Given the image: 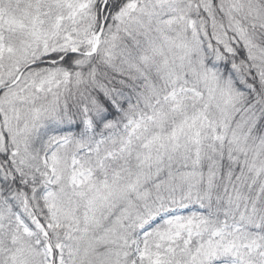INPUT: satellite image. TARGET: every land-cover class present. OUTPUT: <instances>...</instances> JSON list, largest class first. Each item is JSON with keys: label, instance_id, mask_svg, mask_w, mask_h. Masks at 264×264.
I'll list each match as a JSON object with an SVG mask.
<instances>
[{"label": "snow or ice", "instance_id": "snow-or-ice-1", "mask_svg": "<svg viewBox=\"0 0 264 264\" xmlns=\"http://www.w3.org/2000/svg\"><path fill=\"white\" fill-rule=\"evenodd\" d=\"M0 264H264V0H0Z\"/></svg>", "mask_w": 264, "mask_h": 264}]
</instances>
